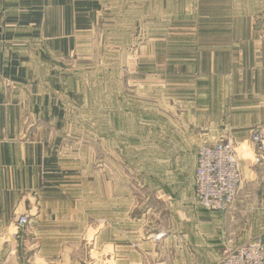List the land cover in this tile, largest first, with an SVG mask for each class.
Segmentation results:
<instances>
[{"label":"rangeland","instance_id":"1","mask_svg":"<svg viewBox=\"0 0 264 264\" xmlns=\"http://www.w3.org/2000/svg\"><path fill=\"white\" fill-rule=\"evenodd\" d=\"M202 2L194 0V10L203 9ZM139 5L133 0L108 3L97 27L81 36L80 48L66 57V72L76 78L85 95L83 105L69 107L74 112L68 113L61 148L66 160L74 161H67L66 169L76 173L59 178L63 205L55 208L57 219L48 209L42 213L41 225L28 217L26 225L19 226L22 247L35 249L40 242L38 234L44 233L47 247L52 244L49 236L58 239L60 249L71 251L80 264H221L244 244L230 243L231 231L226 235L220 232L217 212L235 208L242 185L240 165L251 148L255 162L259 166L264 163V153L253 140V133L264 135V128L254 127L247 143L225 139L173 150V128L166 127L173 122V105L185 102L173 97V88L178 93L192 89L191 82L176 78L239 77L242 72L250 77L249 70L260 68L255 61L261 63L264 51V11L246 18L248 26L243 34L223 35L219 31L226 23L234 21L240 28L244 18L216 15L196 18L192 23L173 17H137ZM235 40L242 45L241 50L207 49L233 45ZM245 50L252 61L244 56ZM138 77L145 80L139 83ZM155 88H161L160 93L155 94ZM157 100L161 130L154 137L153 131L144 130V119L148 121L149 107ZM138 105L143 111L140 122L133 111ZM219 143L238 151V191L225 209L207 207L197 195L199 171L217 167L224 175L220 157L208 162L199 154L204 146ZM176 149L178 155L184 154V161H173ZM192 171H196L195 179L189 176ZM181 174L189 177L182 179ZM182 183L193 188L191 219L182 209L188 201L185 191L174 192ZM45 194L54 197L55 193ZM35 207L36 216L41 211L37 204ZM207 210L215 216L210 218L209 227L200 225V213ZM256 240L264 246L262 236L247 243Z\"/></svg>","mask_w":264,"mask_h":264},{"label":"crops","instance_id":"2","mask_svg":"<svg viewBox=\"0 0 264 264\" xmlns=\"http://www.w3.org/2000/svg\"><path fill=\"white\" fill-rule=\"evenodd\" d=\"M114 1L0 0V264H80L71 251L60 249L58 239L49 236L52 244L47 247L44 233L38 234V247L25 250L17 219L24 214L41 225L39 221L45 216L42 213L48 209L51 217L58 218L55 208L63 205L60 179L76 173L66 169V162L73 160H66L61 149L68 113L74 112L69 107L85 103L78 81L66 72L65 60L80 48L81 36L97 27L108 3ZM133 1L140 3L137 17H173L192 23L196 18L216 15L244 18L240 28L234 21L226 23L224 30L219 31L223 35L243 34L248 26L246 18L264 11V0H202L203 9L196 10L194 0ZM241 47L235 40L233 45L207 49L241 50ZM243 54L252 61L250 53L245 50ZM255 62L260 68L249 70L250 77L243 72L239 77H173L192 83V89H180L181 93L173 88V97L185 99L173 105V122L166 127L173 128V150L225 139L247 143L254 127L264 128L263 50L261 63ZM144 78L138 77V82ZM151 80L161 79L151 77ZM154 91L158 94L161 88ZM157 102L149 107L148 121L144 119L147 126L144 130L153 131L154 137L161 130V107ZM141 108L138 105L133 110L138 122ZM173 152V161H184V154L178 155L177 149ZM252 152L240 165L242 185L235 208L217 212L220 232L226 235L231 231L233 237L229 242L237 245L257 236L264 239V163L259 166ZM195 173L192 171L189 176L195 179ZM189 176L181 174L182 179ZM181 190L188 196L182 209L191 219L193 188L182 183L174 192L180 194ZM50 192L55 193L54 197L45 194ZM36 204L41 213L35 216ZM211 217L215 216L208 210L200 213V225L209 227Z\"/></svg>","mask_w":264,"mask_h":264},{"label":"built area","instance_id":"3","mask_svg":"<svg viewBox=\"0 0 264 264\" xmlns=\"http://www.w3.org/2000/svg\"><path fill=\"white\" fill-rule=\"evenodd\" d=\"M253 140L259 147V151L264 153V135L259 131H255ZM201 160L214 162V159L220 157L223 165L220 169L224 175L220 173L217 167L213 171L203 169L198 172V186L197 195L204 205L214 209H225L230 205L234 196L237 193V171L238 151L229 144H216L213 146H204L202 148ZM199 184V183H198ZM28 216L22 215L18 217V226L26 225ZM262 241H254L238 247L235 251L223 258L221 264H264V252Z\"/></svg>","mask_w":264,"mask_h":264}]
</instances>
